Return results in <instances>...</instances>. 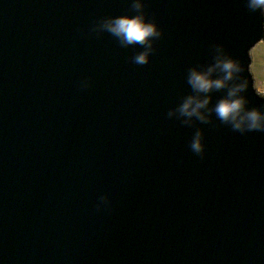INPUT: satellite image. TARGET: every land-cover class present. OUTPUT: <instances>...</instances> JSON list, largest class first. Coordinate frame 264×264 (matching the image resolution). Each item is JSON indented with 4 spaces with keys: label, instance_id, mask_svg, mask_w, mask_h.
Returning <instances> with one entry per match:
<instances>
[{
    "label": "water",
    "instance_id": "95a60500",
    "mask_svg": "<svg viewBox=\"0 0 264 264\" xmlns=\"http://www.w3.org/2000/svg\"><path fill=\"white\" fill-rule=\"evenodd\" d=\"M131 5L0 0V264H264V131L168 115L215 45L264 110L249 69L263 16L245 0H144L162 36L141 65L143 46L100 27Z\"/></svg>",
    "mask_w": 264,
    "mask_h": 264
},
{
    "label": "clouds",
    "instance_id": "9594fccd",
    "mask_svg": "<svg viewBox=\"0 0 264 264\" xmlns=\"http://www.w3.org/2000/svg\"><path fill=\"white\" fill-rule=\"evenodd\" d=\"M250 12H259L264 16V0H245ZM132 9L136 14H125L110 17L100 27L117 37L123 45L139 44L143 51L139 52L133 62L147 64L150 54L154 51V43L162 36V29L154 20L145 15L144 0H132ZM264 44V40L257 41ZM255 47V46H254ZM213 62L207 66H194L189 69L187 80L195 94L184 97L177 109L169 112V116L179 113L185 124H191L193 118L203 123L211 120V114L221 123L230 125L233 131L241 133L264 131V110L260 107H249L245 93L249 82L243 76V67L234 57L230 56L223 45H215ZM255 93L264 98V80H255L251 84ZM226 89V93L209 107L211 93ZM196 154H203L205 144L202 131H196L190 144Z\"/></svg>",
    "mask_w": 264,
    "mask_h": 264
},
{
    "label": "rangeland",
    "instance_id": "374dc122",
    "mask_svg": "<svg viewBox=\"0 0 264 264\" xmlns=\"http://www.w3.org/2000/svg\"><path fill=\"white\" fill-rule=\"evenodd\" d=\"M261 40H264V35ZM255 46V47H254ZM250 50V72L255 80H264V44H255Z\"/></svg>",
    "mask_w": 264,
    "mask_h": 264
},
{
    "label": "trees",
    "instance_id": "16d2710c",
    "mask_svg": "<svg viewBox=\"0 0 264 264\" xmlns=\"http://www.w3.org/2000/svg\"><path fill=\"white\" fill-rule=\"evenodd\" d=\"M263 24H264V16H263Z\"/></svg>",
    "mask_w": 264,
    "mask_h": 264
}]
</instances>
